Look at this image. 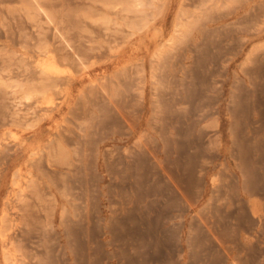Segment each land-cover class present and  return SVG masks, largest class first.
I'll return each mask as SVG.
<instances>
[{
	"label": "rangeland",
	"instance_id": "obj_1",
	"mask_svg": "<svg viewBox=\"0 0 264 264\" xmlns=\"http://www.w3.org/2000/svg\"><path fill=\"white\" fill-rule=\"evenodd\" d=\"M0 264H264V0H0Z\"/></svg>",
	"mask_w": 264,
	"mask_h": 264
},
{
	"label": "bare ground",
	"instance_id": "obj_2",
	"mask_svg": "<svg viewBox=\"0 0 264 264\" xmlns=\"http://www.w3.org/2000/svg\"><path fill=\"white\" fill-rule=\"evenodd\" d=\"M137 1V0H136ZM69 78V77H68Z\"/></svg>",
	"mask_w": 264,
	"mask_h": 264
}]
</instances>
